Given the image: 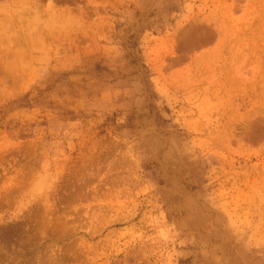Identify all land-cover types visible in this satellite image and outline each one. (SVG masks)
<instances>
[{"label": "rangeland", "instance_id": "obj_1", "mask_svg": "<svg viewBox=\"0 0 264 264\" xmlns=\"http://www.w3.org/2000/svg\"><path fill=\"white\" fill-rule=\"evenodd\" d=\"M0 264H264V0H0Z\"/></svg>", "mask_w": 264, "mask_h": 264}]
</instances>
